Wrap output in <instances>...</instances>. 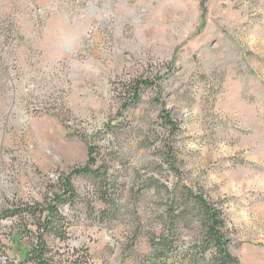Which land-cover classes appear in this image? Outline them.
Segmentation results:
<instances>
[{
  "label": "rangeland",
  "instance_id": "1",
  "mask_svg": "<svg viewBox=\"0 0 264 264\" xmlns=\"http://www.w3.org/2000/svg\"><path fill=\"white\" fill-rule=\"evenodd\" d=\"M83 138L106 160L117 209L103 218L92 180L74 177L96 211L66 210L70 239L50 241L63 258L141 264L163 186L184 182L223 206L239 264H264V0H0V211L86 162ZM13 228L0 222L1 263L23 257ZM178 230L186 248L199 224Z\"/></svg>",
  "mask_w": 264,
  "mask_h": 264
},
{
  "label": "trees",
  "instance_id": "2",
  "mask_svg": "<svg viewBox=\"0 0 264 264\" xmlns=\"http://www.w3.org/2000/svg\"><path fill=\"white\" fill-rule=\"evenodd\" d=\"M151 83L145 79L136 80L134 85H130L126 91L127 105L136 104L140 98V86L146 87ZM157 117L168 133L174 135L178 132L177 123L166 109L161 108ZM83 141L87 144L85 138ZM87 147L88 160L73 167L68 173H62L57 182L42 194L40 200L18 199L7 202L1 209L0 222L9 220L14 225L10 235L15 236L16 243L24 247L19 264H91L87 250L83 249L76 259L69 260L63 258V254L50 244V241L66 244L70 239L72 220L67 211H76L80 203H84L89 212L96 211L92 204H87L79 195L73 184L74 177L92 180L97 199L105 207L98 210L103 218L107 219L110 215L106 210L111 214L116 212L114 186L107 178L106 160L99 158L94 145L88 143ZM163 156V161L176 174H180L173 154L169 152ZM162 189L166 198L160 214L162 228L149 237V252L141 264H239L238 258L228 250L227 220L220 203L208 199L201 190L184 182L173 184L170 188L163 186ZM193 220L199 224L196 241L180 249L175 243L181 237L179 226L186 227ZM7 259L2 263L0 261V264L12 263Z\"/></svg>",
  "mask_w": 264,
  "mask_h": 264
}]
</instances>
